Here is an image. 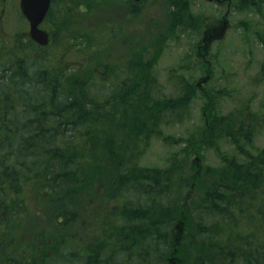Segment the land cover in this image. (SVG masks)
I'll return each mask as SVG.
<instances>
[{
    "label": "trees",
    "instance_id": "1",
    "mask_svg": "<svg viewBox=\"0 0 264 264\" xmlns=\"http://www.w3.org/2000/svg\"><path fill=\"white\" fill-rule=\"evenodd\" d=\"M92 1L68 0L74 13ZM180 1L177 11L187 8ZM241 3L244 11L252 0ZM52 12L51 43L71 30L66 50L104 45L74 31L64 10ZM21 34L8 33L4 43L16 47L0 64V264H264V147L254 143L264 116L246 105L220 115L204 95L212 121L193 145L212 148L219 163L201 169L186 141L167 168L146 166L153 136L188 116L194 84L181 74L180 95L166 96L154 70L160 59L140 52L121 78L88 62L62 68L30 58L33 44L22 46ZM224 140L233 153L222 151ZM102 189L105 213L87 229L78 223ZM29 198L42 214L53 211L48 231L22 246L15 229L27 224Z\"/></svg>",
    "mask_w": 264,
    "mask_h": 264
},
{
    "label": "rangeland",
    "instance_id": "2",
    "mask_svg": "<svg viewBox=\"0 0 264 264\" xmlns=\"http://www.w3.org/2000/svg\"><path fill=\"white\" fill-rule=\"evenodd\" d=\"M123 1H92V9L88 12L77 9L75 13L61 4L55 5V11L64 10L62 15L71 22L74 31L89 32L95 40L102 39L104 45L96 50L88 46L83 51L79 45H76V51L66 50L69 30L44 51L29 35L30 26L21 13L20 0H0V64L9 63L10 57H13L11 51L16 47L15 44L6 46L5 38L9 39L11 35L8 33L13 30H20L22 39L28 41L21 39L22 46L31 47L33 44L35 47L30 48V58L49 56V63H57L62 68L84 67V63L88 62L92 67L99 64L102 74L108 79L113 74L121 78L134 54L140 52V55L145 54L154 61L155 58L160 59L154 68L157 79L164 88V94L174 97L181 93L177 79L182 74V84L186 78L194 84L197 92L188 99V116L182 125H163L153 136L142 160L150 167L167 168L171 156L185 146L183 142L189 141L192 145L200 142L207 122L212 121L204 110V95L213 94L220 115H230L237 107L246 105L254 113L264 116V0H252L253 5H248L244 11L236 8L241 0H181L187 8L182 7L179 11L175 6L178 0H143L135 11H129L134 0H127L126 5ZM247 1L250 2L243 0L240 5ZM54 31L56 34L60 32L58 29ZM157 51L159 53L154 54ZM131 67L138 72L135 64ZM209 68L212 69V76L200 89L196 84L207 77ZM134 73L130 71V75ZM254 143L257 147H264V129L256 135ZM194 147L192 162L199 156L201 169L219 163V156L212 148L204 145ZM221 149L223 152L232 150L230 153L234 150L227 140H224ZM32 200L27 199L30 204L28 225L15 229L22 246L31 242L33 231H48L47 218L53 211L42 214L43 207L35 208ZM93 200L98 201L97 209L87 206L83 213L86 223H78L87 229L93 223L97 228L102 221L98 215L105 213L107 191L98 190ZM177 263L182 264V261Z\"/></svg>",
    "mask_w": 264,
    "mask_h": 264
},
{
    "label": "water",
    "instance_id": "3",
    "mask_svg": "<svg viewBox=\"0 0 264 264\" xmlns=\"http://www.w3.org/2000/svg\"><path fill=\"white\" fill-rule=\"evenodd\" d=\"M51 0H20V8L30 23L29 35L41 46L49 43V34L40 26L48 14Z\"/></svg>",
    "mask_w": 264,
    "mask_h": 264
},
{
    "label": "flooded vegetation",
    "instance_id": "4",
    "mask_svg": "<svg viewBox=\"0 0 264 264\" xmlns=\"http://www.w3.org/2000/svg\"><path fill=\"white\" fill-rule=\"evenodd\" d=\"M131 1H133V0H131ZM142 2H143V0H134L133 5L131 4L130 8H135L134 10H137V9L140 8L139 4L142 3ZM57 4H61L62 6L64 5V7H68L67 9H70V7H71V5L69 4L68 0H52L51 9L48 12L47 17L44 19V21L41 24V27L46 28V31H48L47 28L51 29V28H53V27H55L57 25L56 21L54 20V17L50 18V14L54 10V6L57 5ZM73 8H76V7H73ZM82 8L83 7L80 6V7H77L76 9L83 11ZM53 13L54 12H52V16H53ZM26 22L28 23V26H30V23L27 21V19H26ZM209 71L211 72L212 69L209 68ZM196 85L200 89L203 87L202 84H200V81Z\"/></svg>",
    "mask_w": 264,
    "mask_h": 264
}]
</instances>
